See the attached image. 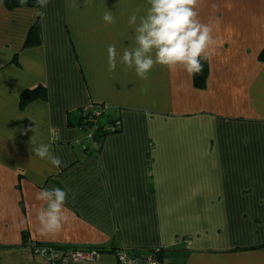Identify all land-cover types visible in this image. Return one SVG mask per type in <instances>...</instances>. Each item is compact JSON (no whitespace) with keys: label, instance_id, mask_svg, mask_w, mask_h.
Masks as SVG:
<instances>
[{"label":"crops","instance_id":"1","mask_svg":"<svg viewBox=\"0 0 264 264\" xmlns=\"http://www.w3.org/2000/svg\"><path fill=\"white\" fill-rule=\"evenodd\" d=\"M148 7L49 0L11 11L0 0V264H40L29 241L100 248L107 264L120 249L160 250L170 264H264V0H199L219 41L202 90L179 68L109 72L108 47L131 49L129 19ZM42 86L45 97L23 100ZM96 105L120 126L100 145L81 116ZM34 129L59 169L34 156ZM54 188L67 191L69 219L41 235L36 194Z\"/></svg>","mask_w":264,"mask_h":264},{"label":"clouds","instance_id":"2","mask_svg":"<svg viewBox=\"0 0 264 264\" xmlns=\"http://www.w3.org/2000/svg\"><path fill=\"white\" fill-rule=\"evenodd\" d=\"M36 3L39 8H45L49 0H36ZM147 4L145 15L133 14L129 19V26H135L134 46L123 50L122 55L117 53L115 45L108 47L109 72H114L119 62L126 69L134 70L140 79H147L156 65L169 70L179 68L189 75L200 73L201 59H210L219 41L213 35V26L199 19V0H147ZM36 14L43 17L42 12ZM102 20L106 24L115 23L110 11L104 13ZM34 131L31 139L34 156L59 169L61 159L52 154L50 144L37 143V131ZM36 199L43 205L36 209L37 231L41 235L58 234L69 219L65 208L67 191L44 189L36 194Z\"/></svg>","mask_w":264,"mask_h":264},{"label":"built area","instance_id":"3","mask_svg":"<svg viewBox=\"0 0 264 264\" xmlns=\"http://www.w3.org/2000/svg\"><path fill=\"white\" fill-rule=\"evenodd\" d=\"M95 113L89 117L92 130L89 132V137L93 138L94 132L98 128V123L105 113V109L99 106L88 107ZM88 110L85 111L87 114ZM89 116V115H88ZM118 123L108 126L109 132H116ZM34 254L41 257L46 264H96L101 262V252L92 248L91 250H79L68 248L61 252L50 247H37L35 243L28 244ZM161 251L152 252L148 256H141L135 252H129L125 249H120L116 252V258L119 264H170L164 256L159 253Z\"/></svg>","mask_w":264,"mask_h":264},{"label":"trees","instance_id":"4","mask_svg":"<svg viewBox=\"0 0 264 264\" xmlns=\"http://www.w3.org/2000/svg\"><path fill=\"white\" fill-rule=\"evenodd\" d=\"M4 3L6 5V7L11 10V11H14V10H17V9H24V8H37L38 5L36 3V0H24V3L22 4L21 3V0H4ZM35 34V31H31L30 35H29V40H28V43H27V46L30 45V46H36L37 44V41L36 39H32V36ZM261 59L264 60V52L262 53V56H261ZM201 63L203 65V68H202V71L198 74H195L193 75V83H194V87L197 88V89H204L207 85V80H208V76H209V72H208V61L207 60H204V59H201ZM45 92H46V89L42 86V87H39L37 88L36 90H32L30 91V93H34L33 95H30V96H26V98L24 97L23 100L25 99V102H27L31 97H45ZM96 106H101V105H96ZM105 109V108H104ZM88 110L87 114L85 113V111ZM95 112L94 111H91L90 108H85L81 111V116L83 115L82 119L85 120V122H83V127L85 129H87V133H88V136H89V132L92 130V125L90 124V121H89V117L91 115H93ZM105 114V113H104ZM89 115V116H88ZM85 116V117H84ZM105 118V115L102 116V119H100V122L98 123V128L96 129V131L94 132V136L93 138H90L91 140L95 141L96 143H98L99 145L103 143V140L106 136L110 135V134H115V133H118L119 132V127L120 126H117V130L116 132H109L108 130V126H112V125H115V122H111L109 120H106ZM25 238L27 239V236H25ZM29 243H35L37 247H46L47 245H44V244H39V243H36V242H32V241H29ZM47 247H50V246H47ZM50 248H54V247H50ZM74 249H79V250H91L92 248H78V247H73ZM68 249V248H66ZM94 249H97L98 251H102L100 248H94ZM65 250V249H64ZM117 252V251H116ZM102 253V252H101ZM161 256H163V251H161L159 253Z\"/></svg>","mask_w":264,"mask_h":264},{"label":"rangeland","instance_id":"5","mask_svg":"<svg viewBox=\"0 0 264 264\" xmlns=\"http://www.w3.org/2000/svg\"><path fill=\"white\" fill-rule=\"evenodd\" d=\"M88 137H89V136H88ZM32 251H33V250H32ZM35 258L37 259V262H38V263H40V264H46V262L43 261V260L41 259L40 256L35 257ZM115 258H116V257H115ZM109 262H110L109 264H119L117 258L114 259V258L110 257ZM96 264H107V261H106V259H105V263H101V262H99V263H96Z\"/></svg>","mask_w":264,"mask_h":264}]
</instances>
